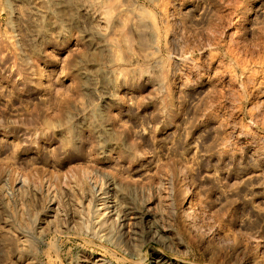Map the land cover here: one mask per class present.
I'll return each instance as SVG.
<instances>
[{"label":"rangeland","instance_id":"1","mask_svg":"<svg viewBox=\"0 0 264 264\" xmlns=\"http://www.w3.org/2000/svg\"><path fill=\"white\" fill-rule=\"evenodd\" d=\"M2 176L0 264H264V0H0Z\"/></svg>","mask_w":264,"mask_h":264},{"label":"bare ground","instance_id":"2","mask_svg":"<svg viewBox=\"0 0 264 264\" xmlns=\"http://www.w3.org/2000/svg\"><path fill=\"white\" fill-rule=\"evenodd\" d=\"M248 9H249V6H247V10ZM84 74H86V76H87V73H84ZM88 77H90V76H88ZM94 129H95L96 137L101 141H105V138H104L105 136L103 137V134L101 131L102 127H99L98 125H96V128H94ZM83 171H85V170L83 169ZM86 172H84V173H86ZM87 178H88V176H87ZM89 179H90V177H89ZM91 179H92V176H91ZM0 180H3L6 183V186L8 189L10 188L9 184H8V180L4 176L0 177ZM26 181H27V177L23 174H18L15 177V179H14L15 183L12 186L15 193L19 194L23 191V188H24V185L26 184ZM42 181L44 182V184L47 183V188H48L47 190H50V192H51V189H52L50 186L51 183H49L47 181V179H44V178ZM91 183H92L94 189L93 190H87L84 193V195L83 194L82 195L84 196L83 200L85 202L87 209L91 211L93 221H92L91 227L86 226V227H83L82 229H79L77 231L84 234V235H88V236L90 235V236H97V237H107V236H109V234H108L109 232L104 231V229L107 226V224L112 221L113 218H118L119 215L124 216L125 218H127V216H129V212H128L129 210L124 205L125 195H124L123 190L121 189V187L119 185L114 184L113 182L107 181L106 179L104 180V179H102V177H99V176L95 177V175H94V178L91 180ZM63 185H64V183H63ZM187 194H188V190H187ZM51 209H52V211H56L57 205L51 206ZM183 211L187 215V221H191L195 218V215L193 213V210H191L190 205L187 204L184 207ZM57 212H55V213H57ZM141 218H143V221L145 223H147L146 225L150 229V231H149L150 234L158 237L157 233L153 229L154 226L152 225V222H151L150 217L148 215L147 209L144 210V212L141 215ZM50 229H52L58 235L61 234L60 232H62V230L60 229V226H55L54 228H50ZM19 234L16 236L17 237L16 238L17 239L16 244H18L19 248H22V249H23V247L28 248L31 256L35 255L37 251L42 250V249H39L37 242L25 243L26 238L25 237L22 238V236ZM22 234H24V233H22ZM20 257H21L20 254L16 255V259H19L18 260L19 262L20 261L24 262L23 264H35L36 263L34 261L35 257H33L34 259L31 260V262L29 260L25 262V258L21 259ZM32 261H34V262H32ZM93 262H96V260H93ZM153 262H154V264H167V261L161 255H156L153 258ZM168 264H171V263H168Z\"/></svg>","mask_w":264,"mask_h":264}]
</instances>
